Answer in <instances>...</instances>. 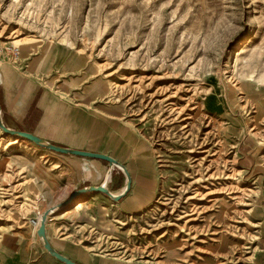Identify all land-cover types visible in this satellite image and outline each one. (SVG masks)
<instances>
[{"label":"rangeland","instance_id":"374dc122","mask_svg":"<svg viewBox=\"0 0 264 264\" xmlns=\"http://www.w3.org/2000/svg\"><path fill=\"white\" fill-rule=\"evenodd\" d=\"M10 45L14 65L59 52L44 84L108 119L153 178L141 209L81 200L54 237L122 264H264V0H0ZM73 161L0 140V254L36 210L101 182L105 162ZM125 185L114 167L106 188Z\"/></svg>","mask_w":264,"mask_h":264},{"label":"crops","instance_id":"0c3cea01","mask_svg":"<svg viewBox=\"0 0 264 264\" xmlns=\"http://www.w3.org/2000/svg\"><path fill=\"white\" fill-rule=\"evenodd\" d=\"M28 50V49H26ZM59 52L46 48L40 55H35L29 61L21 65H14L2 60L0 57V117L2 124L10 129L30 133L43 140L44 143L54 144L60 147L70 149L89 151L108 155L118 161L128 169L131 177L130 191L125 197L116 204L124 205L127 210H138L145 206L150 197L152 174L146 170V163L140 164V170L133 172L134 167H129L125 163L128 154V144L118 135L116 128L112 127L110 121L100 118L78 104L71 103L68 99L60 96L50 87L44 84L43 76L45 71L51 69ZM1 130V129H0ZM4 138H18L6 136ZM17 142V141H14ZM71 156L77 161L83 162L88 167L95 165L93 162H104L77 156ZM63 163L61 159L54 158ZM106 163V162H105ZM59 164V163H58ZM107 164V163H106ZM110 166L107 164L106 171L98 183H87L75 187L73 191L86 186H98L107 184L111 181V175L106 177ZM100 177V176H99ZM134 180L144 188L136 187L134 189ZM112 195H120L117 190L107 188ZM69 193V194H70ZM69 194L58 203L50 202V206L44 209L58 205ZM108 198L101 193H86L76 198L71 205L62 210L51 212L46 221V237L50 246L58 253L77 264H122L104 257L91 256L86 250V246L79 247L73 241H65L72 234L63 238L54 237L50 223L58 221L73 212L82 208L81 200L94 201ZM73 206V208H71ZM42 211V212H44ZM34 213L29 217L32 218ZM36 226L32 229L28 225L23 230L24 237L12 239V243H4L0 254V264H64L51 256L44 248L40 239L36 235ZM63 241V242H62ZM85 249V250H84ZM87 251V252H86ZM127 262H129L127 260Z\"/></svg>","mask_w":264,"mask_h":264},{"label":"water","instance_id":"95a60500","mask_svg":"<svg viewBox=\"0 0 264 264\" xmlns=\"http://www.w3.org/2000/svg\"><path fill=\"white\" fill-rule=\"evenodd\" d=\"M0 129L4 134H9V135L15 136L19 139L27 140V141L32 142L33 144H35L39 147H42L44 149L50 150V151L58 153V154L72 155V156H77V157H82V158L104 161L110 166H112V165L119 166L120 165V163L118 161H116L114 158H112L108 155H105V154L76 150V149H70V148H66V147L56 146V145L50 144V143H44L42 139H40V138L30 134V133H27L24 131H19V130H13V129L5 127L1 122V117H0ZM122 168H124L126 178H127L126 189H125L123 194L114 196L108 191L107 188H105L102 185L87 186L84 188L77 189V190L73 191L72 193H70L69 196L67 197V199H65L62 202V205H68L71 202H73L76 198H78L80 195L86 194V193H101L103 195H106L109 199L111 198L113 201L119 202L121 200V198L130 191V188H131V177H130L128 171L125 169V167L122 166ZM49 212H50L49 210L45 211L43 213V215L41 216L39 227L36 230V235L42 239L43 248L51 256H53L55 259H57L58 261H60L64 264H77V263L71 261L70 259L66 258L65 256H63L62 254L56 252L50 246V244L47 240V237H46V232H45L46 221L48 218H50V217H48L50 215Z\"/></svg>","mask_w":264,"mask_h":264},{"label":"built area","instance_id":"2783aa9c","mask_svg":"<svg viewBox=\"0 0 264 264\" xmlns=\"http://www.w3.org/2000/svg\"><path fill=\"white\" fill-rule=\"evenodd\" d=\"M0 57L4 61L15 64L16 60L18 59L17 47L15 48L11 45L9 47H3V48L0 47ZM49 211L51 212V210ZM44 212H41L40 210H36L32 218L29 219V224L31 225L32 229L34 228V226H36V229L39 227L41 216L43 215Z\"/></svg>","mask_w":264,"mask_h":264},{"label":"bare ground","instance_id":"6f19581e","mask_svg":"<svg viewBox=\"0 0 264 264\" xmlns=\"http://www.w3.org/2000/svg\"><path fill=\"white\" fill-rule=\"evenodd\" d=\"M6 136H11V137H15V136H12V135H9V134H6ZM17 138V137H16ZM110 166V165H109ZM122 166L123 165H119V166H114V165H112V166H110V170L108 171V173H107V175H106V177L107 178H109V176L111 175V170L114 168V167H116L117 169H119V170H121L124 174H125V170H124V168H122ZM125 169H126V167H125ZM127 170V169H126ZM125 177H126V174H125ZM126 181H127V178H126ZM102 186H104V185H102ZM105 187V186H104ZM106 188V187H105ZM125 189H126V185H125ZM125 189H123L124 191H125ZM124 191H123V193H124ZM123 193H121V194H123ZM111 199V198H110ZM112 200V199H111ZM113 201V200H112ZM63 202V201H62ZM62 202L61 203H59L58 205H56V206H54V207H52V208H50L49 210H51V212H54V211H57V210H62V209H65V208H67L69 205H71V203L70 204H68V205H62ZM115 202V201H114ZM50 212V213H51ZM39 239H40V241H41V243H42V239L40 238V237H38Z\"/></svg>","mask_w":264,"mask_h":264}]
</instances>
